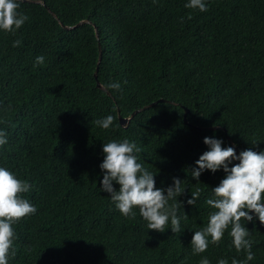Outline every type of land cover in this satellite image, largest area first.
Listing matches in <instances>:
<instances>
[{
    "label": "trees",
    "instance_id": "trees-1",
    "mask_svg": "<svg viewBox=\"0 0 264 264\" xmlns=\"http://www.w3.org/2000/svg\"><path fill=\"white\" fill-rule=\"evenodd\" d=\"M18 2L29 19L15 34L0 30V131L8 139L0 167L31 185L24 198L37 212L13 225L9 264L245 261L230 228L219 244L193 254L194 231L213 211L206 200L225 174L205 170L198 182L191 169L208 150L205 137L233 145L237 155L264 150V0H204L205 12L186 8L189 0ZM96 67L110 95L96 87ZM158 100L127 128L119 124L118 113L128 118ZM109 115V129L95 123ZM124 139L136 143L157 188L183 181L181 231L173 233L170 221L163 233L149 230L138 209L126 218L101 191L103 144ZM242 223L254 254L247 264H264V225L255 217Z\"/></svg>",
    "mask_w": 264,
    "mask_h": 264
},
{
    "label": "clouds",
    "instance_id": "clouds-1",
    "mask_svg": "<svg viewBox=\"0 0 264 264\" xmlns=\"http://www.w3.org/2000/svg\"><path fill=\"white\" fill-rule=\"evenodd\" d=\"M19 7L18 0H0V30L15 34L29 19L18 11ZM185 7L207 11L204 0H189ZM20 45V40L13 42V47ZM43 63L44 57L38 56L36 65ZM106 87L119 91L121 86L119 83H109ZM114 120L115 117L109 115L95 123L107 130ZM203 142L208 150L196 161V167L191 169L192 179L199 182L205 170L212 173L223 170L225 176L212 189L213 197L206 200L213 211L209 214L207 225L194 231L191 240L193 254L206 252L209 243L219 244L230 228L228 234L234 248L237 252H246L245 261L233 259L231 264H247L254 254L249 239L251 232L242 221L248 223L255 217L264 225V150L257 152L248 148L237 155L233 146L222 147L223 141L220 139L205 137ZM7 143V134L0 131V147ZM139 151L136 143L128 139L103 144L101 191L110 194L115 207L126 218L135 219L134 209H138L149 230L163 233L169 228L170 221L173 233L181 231L178 211L182 204L178 197L186 191L183 181L174 177L171 186L157 188L155 174L138 162ZM113 182L119 185L118 191L113 187ZM30 187L26 180L19 179L8 168L0 167V264H9V257L15 256L13 225L37 212V208L24 198ZM199 196L200 190L197 189L191 193L187 204L194 206ZM170 201L173 203L170 204ZM183 219L187 220L188 216L184 214ZM199 264L210 262L204 257ZM218 264H228V261L220 259Z\"/></svg>",
    "mask_w": 264,
    "mask_h": 264
},
{
    "label": "water",
    "instance_id": "water-1",
    "mask_svg": "<svg viewBox=\"0 0 264 264\" xmlns=\"http://www.w3.org/2000/svg\"><path fill=\"white\" fill-rule=\"evenodd\" d=\"M32 2H34V3H39V1H32ZM53 16H54V15H53ZM54 17H55V16H54ZM86 23H89V22H88V21H81V22L78 23V25L86 24ZM78 25H77V26H78ZM67 29H71V28H67ZM94 30H95V36L97 37V36H98V34H97V29L94 28ZM100 60H101V56H100V53H99V55H98V59H97V65H99ZM93 77H94V79L96 80V87H97L98 89L102 90V91H105L107 95H110V94L105 90V88H103V87L99 84V82H97V67H96V69H95V72H94V74H93ZM159 102H162V100H158V101H156V102L150 104L149 106H146V107H143V108L140 109V110L134 111V112L130 115V117H128V118H121V117L119 116V113H118V122H119V124H120L123 128H127V126H128V122H129V120H130L131 118H133L134 114H136V113H138L139 111H142V110H144V109H147V108H149V107H151V106H153V105H155V104H157V103H159ZM185 114H186V111H185V113H184V119H183V122H184V124H187V121H186V119H185ZM198 129L201 130L202 128H198ZM205 129H208V130H217V129H220V128H219V127H211V128H205ZM232 146H233V145H232ZM233 147H234V146H233ZM234 148H235V147H234ZM235 151H236V148H235Z\"/></svg>",
    "mask_w": 264,
    "mask_h": 264
}]
</instances>
